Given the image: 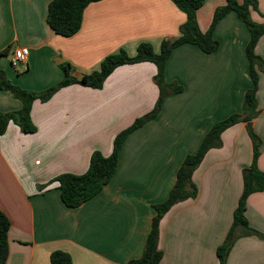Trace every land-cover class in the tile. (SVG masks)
Returning a JSON list of instances; mask_svg holds the SVG:
<instances>
[{
	"label": "crops",
	"instance_id": "obj_1",
	"mask_svg": "<svg viewBox=\"0 0 264 264\" xmlns=\"http://www.w3.org/2000/svg\"><path fill=\"white\" fill-rule=\"evenodd\" d=\"M226 1L205 0L198 10L203 32ZM257 1L263 15L252 11L251 17L264 23V0ZM50 2L0 0V70L24 90L42 92L57 85L65 62L85 75L122 49L135 56L143 42L159 53L162 42L177 38L186 21L172 0H100L87 6L80 30L63 37L47 23ZM250 37L247 25L230 12L215 28L216 52L207 54L192 44L177 47L166 65V81L183 91L168 96L158 116L128 136L108 185L77 208L63 203L54 179L84 174L94 151L109 156L115 137L154 110L156 66H120L101 89L73 84L47 102L35 101V133H23L11 122L0 136V209L11 221L6 264H52L57 250L69 253L74 264H128L142 257L154 206L168 198L186 156L197 152L214 124L242 112L245 93L253 86ZM17 47L30 50L21 70L11 63ZM256 53L264 60V35ZM257 100L260 114L253 129L264 172L262 73ZM21 108L20 100L0 90V112ZM252 160L246 123L227 129L222 146L210 150L193 174L197 197L175 205L160 223V264H220L217 251L233 225L243 172ZM245 216L248 227L236 229L226 264H264V190L248 197Z\"/></svg>",
	"mask_w": 264,
	"mask_h": 264
},
{
	"label": "trees",
	"instance_id": "obj_2",
	"mask_svg": "<svg viewBox=\"0 0 264 264\" xmlns=\"http://www.w3.org/2000/svg\"><path fill=\"white\" fill-rule=\"evenodd\" d=\"M97 1L100 0H51L48 6L47 23L56 34L63 37H71L80 30L87 6ZM172 1L186 14V21L181 26V33L177 38L162 42L159 53L155 52L153 46L147 42H143L138 46L135 56H130L126 50L122 49L105 57L101 62L100 69L90 74H85L82 80L74 76L73 67L70 63L65 62L61 64L64 73L63 79L57 85L42 92L24 90L14 85L5 73L0 70V90L10 92L22 103V108L18 111L0 112V136L5 134L11 122L18 125L23 133H35L37 128L31 116L34 102L37 100L47 102L62 88L79 84L94 89H101L107 78L118 67L143 62L153 63L157 68L155 82L159 88V98L154 110L136 119L130 127L121 131L115 137L113 150L109 156H104L100 151H94L91 155L89 168L84 174L66 173L54 179L59 184L63 203L69 208L81 206L108 185L118 168L120 152L128 136L148 121L157 117L164 100L168 96L183 91L182 86L166 81V65L173 51L181 45L192 44L198 46L207 54L216 52L219 43L214 38L215 28L219 21L228 13L235 12L247 25L251 35L247 46V56L253 86L245 93L242 112L233 114L227 119L214 124L203 138L197 152L186 156L177 172L175 184L168 198L154 206L156 216L153 219L142 257L133 259L128 263L160 264L164 255L159 247L160 223L163 217L175 205L197 197L198 189L193 182L194 172L210 150L222 146V134L227 129L238 123H246L247 132L253 143V160L251 166L243 172L244 190L234 213L233 225L224 244L217 251L220 264H226L228 252L235 241L236 229L238 227H248V221L245 216L248 197L256 191L264 190V172L258 167L260 139L253 129V121L260 114L257 100L258 83L260 74H264V60L257 55L256 45L264 35V23H257L251 17L252 11H258L257 0H243L242 2L227 0L226 4L215 10L210 28L203 32L198 23V10L204 5L205 0ZM10 227V219L0 209V264H6L8 260ZM50 260L52 264H74L72 256L61 250L52 252Z\"/></svg>",
	"mask_w": 264,
	"mask_h": 264
},
{
	"label": "built area",
	"instance_id": "obj_3",
	"mask_svg": "<svg viewBox=\"0 0 264 264\" xmlns=\"http://www.w3.org/2000/svg\"><path fill=\"white\" fill-rule=\"evenodd\" d=\"M30 50L27 47H17L13 52V57L11 60L12 66L18 68L22 65H26L28 62V57Z\"/></svg>",
	"mask_w": 264,
	"mask_h": 264
},
{
	"label": "water",
	"instance_id": "obj_4",
	"mask_svg": "<svg viewBox=\"0 0 264 264\" xmlns=\"http://www.w3.org/2000/svg\"><path fill=\"white\" fill-rule=\"evenodd\" d=\"M56 61H57L58 63H63V62H64L63 59H57ZM74 76L77 77L79 80H82L84 75H82V74H78V73H74Z\"/></svg>",
	"mask_w": 264,
	"mask_h": 264
},
{
	"label": "rangeland",
	"instance_id": "obj_5",
	"mask_svg": "<svg viewBox=\"0 0 264 264\" xmlns=\"http://www.w3.org/2000/svg\"><path fill=\"white\" fill-rule=\"evenodd\" d=\"M257 14H258L259 17H262V15H263V13H261V12L259 11V9H258V11H257ZM263 17H264V16H263ZM252 20H253V19H252ZM253 21H254V20H253ZM15 69H17V70H21L22 67L15 68Z\"/></svg>",
	"mask_w": 264,
	"mask_h": 264
}]
</instances>
